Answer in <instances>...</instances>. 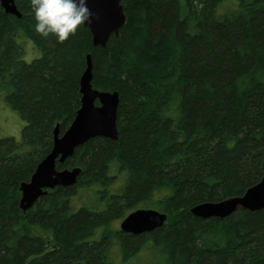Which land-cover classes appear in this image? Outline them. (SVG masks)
<instances>
[{"label":"trees","instance_id":"16d2710c","mask_svg":"<svg viewBox=\"0 0 264 264\" xmlns=\"http://www.w3.org/2000/svg\"><path fill=\"white\" fill-rule=\"evenodd\" d=\"M14 1L21 17L0 2V94L26 124L20 140L0 136V264H115L114 244L124 262L149 246L161 264H264V209L191 212L264 177V0H122L127 21L105 47L85 24L63 43L40 37L29 0ZM23 36L41 51L32 61ZM89 54L93 87L120 94L119 139L77 147L57 168L81 167L78 182L24 211L21 184L56 126L62 135L74 121ZM114 165L124 186L109 194ZM82 188L96 199L75 209ZM145 202L168 213L163 226L111 230Z\"/></svg>","mask_w":264,"mask_h":264},{"label":"water","instance_id":"95a60500","mask_svg":"<svg viewBox=\"0 0 264 264\" xmlns=\"http://www.w3.org/2000/svg\"><path fill=\"white\" fill-rule=\"evenodd\" d=\"M7 13L21 17L14 0H0ZM93 13L91 23L85 25L91 30L94 45L105 47L112 35L118 36L127 21L122 0H88ZM93 61L89 54L87 66L81 77V106L66 132L60 135L59 125L54 132V144L37 165L31 179L21 184V207L27 211L37 200L57 186H72L78 182L81 167L57 168V162L64 163L73 156L77 147L91 138L104 136L119 139L118 111L120 94L118 91H102L93 87ZM100 104H96V101ZM240 208L249 211L264 209V177L249 187L242 195L221 201H206L196 204L191 212L202 218L219 217L225 219ZM168 213L155 208H138L130 212L121 222V230L140 234L163 226ZM73 264H82L81 262Z\"/></svg>","mask_w":264,"mask_h":264},{"label":"rangeland","instance_id":"374dc122","mask_svg":"<svg viewBox=\"0 0 264 264\" xmlns=\"http://www.w3.org/2000/svg\"><path fill=\"white\" fill-rule=\"evenodd\" d=\"M24 44V56L23 58L27 61H32L34 58L39 57L41 51L33 44V42L28 38L24 37L21 39ZM20 40V42H21ZM8 91L3 90L0 94V136H13L16 139L20 140L22 136V129L24 128L26 121L21 117L20 113L15 110L7 101L6 95ZM117 166H112V169L109 171V174L113 178V184L108 190L109 194L120 192L124 186L125 175L124 172L118 171ZM95 191L92 189H80L77 194L73 197V206L75 209L80 208L83 205H89L94 202L96 197L94 196ZM92 200V201H91ZM151 203L145 202L140 203V207H152ZM131 212L128 210L125 212L124 216L116 218L111 223V230L117 231L121 229V222L123 219ZM152 248L144 247L138 253L137 256L133 259L124 262L123 254L118 244H114L111 248L112 260L115 264H161L163 262L162 257L157 253H154ZM164 256V255H163Z\"/></svg>","mask_w":264,"mask_h":264},{"label":"clouds","instance_id":"9594fccd","mask_svg":"<svg viewBox=\"0 0 264 264\" xmlns=\"http://www.w3.org/2000/svg\"><path fill=\"white\" fill-rule=\"evenodd\" d=\"M33 29L42 38L54 37L58 43L75 35L78 28L91 23L93 13L88 0H29Z\"/></svg>","mask_w":264,"mask_h":264},{"label":"bare ground","instance_id":"6f19581e","mask_svg":"<svg viewBox=\"0 0 264 264\" xmlns=\"http://www.w3.org/2000/svg\"><path fill=\"white\" fill-rule=\"evenodd\" d=\"M67 160V159H66ZM58 163V162H57Z\"/></svg>","mask_w":264,"mask_h":264}]
</instances>
